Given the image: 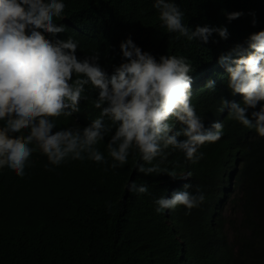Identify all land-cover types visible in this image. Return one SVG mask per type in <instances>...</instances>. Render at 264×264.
Wrapping results in <instances>:
<instances>
[{
	"label": "trees",
	"instance_id": "16d2710c",
	"mask_svg": "<svg viewBox=\"0 0 264 264\" xmlns=\"http://www.w3.org/2000/svg\"><path fill=\"white\" fill-rule=\"evenodd\" d=\"M62 2L65 12L85 25L80 29L81 48L98 51V63L110 67L111 74L122 62L119 44L127 38L157 60L155 52L160 46L175 51L191 63L196 78L210 59L209 71L215 72L221 55L231 53L238 44L246 48L247 38L264 30V0H174L190 29L205 25L227 28V39L213 33L202 46L169 33L153 7L155 0ZM231 12L243 15L229 21ZM92 92L97 90L85 91L87 99H81L79 112L54 118L53 131L83 128L97 118L100 109L93 105ZM228 120L225 138L207 150L210 159L200 165L178 149H166L163 161L159 157L153 160L161 169L175 171L176 178L167 172L139 173L136 162L143 161L135 149L125 165L109 167L113 161L107 143L115 126L96 145L108 164L69 158L53 166L35 143L30 144L34 151L23 178L6 166L0 168V264H264V137ZM27 134L25 129L14 135ZM233 170V188L241 195L232 202L242 203L239 226L247 231L240 235L236 251L227 242L230 219L217 204ZM188 172L196 182L218 180L214 184L217 190L208 194L211 204L199 224L192 210L185 214L188 210L183 205L156 211V199L188 191L179 185L182 181L178 183ZM132 181L146 183L149 193L129 192L127 186Z\"/></svg>",
	"mask_w": 264,
	"mask_h": 264
},
{
	"label": "clouds",
	"instance_id": "9594fccd",
	"mask_svg": "<svg viewBox=\"0 0 264 264\" xmlns=\"http://www.w3.org/2000/svg\"><path fill=\"white\" fill-rule=\"evenodd\" d=\"M153 7L162 26L177 33V38L196 40L199 46L208 43L213 33L228 38L226 27L190 29L174 0H155ZM64 9L62 0H0V168L6 166L23 178L26 166H30L34 149L29 145L33 143L53 166L69 158L108 164L96 145L112 132V126L115 131L107 143L113 161L109 167L125 165L135 149L143 161L136 162V169L144 175L167 172L159 163L152 164L158 157L161 161L167 158L166 149L182 150L187 159L199 165L210 159L207 150L225 138L228 118L264 137V30L251 34L246 48L238 44L231 53L221 55L215 72L209 71L210 59L196 78L191 63L175 51L160 46L155 52L157 60L127 38L119 44L122 62L111 74L110 67L98 63V51L81 48L80 29L85 25ZM241 15L231 12L227 19ZM93 89L97 90L92 92L93 105L100 109V115L83 128L53 131L54 118L79 112L81 99H87L85 91ZM205 112L208 116L203 118ZM25 129L26 136L14 135ZM233 172L217 201L219 210L225 200L229 208L242 209L241 202H232L236 193L241 195L233 188ZM167 175L176 178L175 171ZM191 175L188 172L178 181L188 191L155 200L158 213L183 205L188 215L203 202L204 213L208 210L211 198L207 197L217 190L214 184L218 180L200 183ZM127 190L149 193L146 183L135 181ZM192 212L195 218L198 209ZM231 223L230 219L226 233ZM246 234V230L240 233L237 241Z\"/></svg>",
	"mask_w": 264,
	"mask_h": 264
},
{
	"label": "rangeland",
	"instance_id": "374dc122",
	"mask_svg": "<svg viewBox=\"0 0 264 264\" xmlns=\"http://www.w3.org/2000/svg\"><path fill=\"white\" fill-rule=\"evenodd\" d=\"M207 191H204V193ZM239 195V193L235 194ZM222 205V208L220 209L221 213L223 215L229 216L230 219L232 220V223L230 225H228L227 227V236H228V242L234 247L235 250L238 249V235L240 233L245 232V229H240L238 227L240 219H241V210L239 208V206H235L234 209H231V207L229 208V206H227L226 200L223 203H220ZM204 205L205 202H203L199 207L193 208V211H196V209H198V212L195 214V220L197 222V224H199L201 222V220L203 219L202 215L204 214Z\"/></svg>",
	"mask_w": 264,
	"mask_h": 264
}]
</instances>
